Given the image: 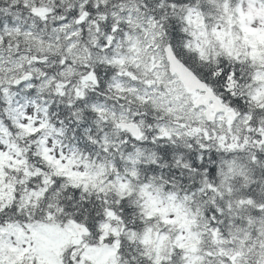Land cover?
<instances>
[{
	"label": "snow or ice",
	"instance_id": "6c2138e0",
	"mask_svg": "<svg viewBox=\"0 0 264 264\" xmlns=\"http://www.w3.org/2000/svg\"><path fill=\"white\" fill-rule=\"evenodd\" d=\"M0 264H264V0H0Z\"/></svg>",
	"mask_w": 264,
	"mask_h": 264
}]
</instances>
